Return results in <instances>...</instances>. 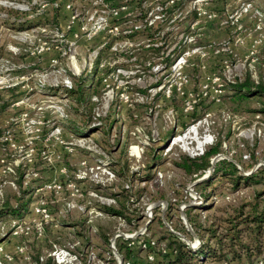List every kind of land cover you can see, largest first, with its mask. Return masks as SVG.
I'll use <instances>...</instances> for the list:
<instances>
[{"label": "rangeland", "instance_id": "1", "mask_svg": "<svg viewBox=\"0 0 264 264\" xmlns=\"http://www.w3.org/2000/svg\"><path fill=\"white\" fill-rule=\"evenodd\" d=\"M53 1L58 4L56 8L51 5ZM160 1L145 0L141 9L160 20L154 16ZM167 1L181 4L173 8L168 22H162L159 33L165 42L159 57L149 64L132 56L146 42L139 36L132 41L116 38L110 48L101 49L111 32L106 26L93 33L99 17L96 12L101 8L98 0H0V18L11 15L10 20L15 22L12 28L0 26V80L4 84L17 83L0 90V137L8 134L15 146L30 140V145L51 157L47 161L36 156L24 177L21 186L27 187L29 202L22 215L0 217L3 250L12 251L16 242L24 243L30 256L37 252L45 255L52 244L71 243L82 261L87 252L91 253L88 264H116L109 247L114 234L134 233L144 226L143 238L164 244L162 238L167 237L169 227L173 232L180 230L183 208L179 204L195 200L187 194L193 180L172 162L178 153L200 154L219 137L220 157L234 160L241 173L264 165V114L253 111L258 107L254 99L234 107L228 87L247 73L253 80L264 82V0ZM66 2L71 5L70 11L62 7ZM8 9L17 13H9ZM130 10L135 11L128 5L118 11L126 14ZM192 10L197 14L194 20L188 18ZM128 16L132 21L139 11ZM131 21L121 23L120 28H129ZM186 24L187 32L183 28ZM184 45V52L166 68L163 58L171 59ZM97 52L100 58L95 68ZM192 64L196 71H191ZM73 75L91 82L98 95L81 104L67 96L64 88L73 86ZM97 76L100 81L96 82ZM193 110L201 112V117L192 120ZM50 132L57 137L45 141ZM131 145L137 146L132 149H139V157L129 152ZM12 148L5 149L9 160L16 157ZM68 148L71 150L65 151ZM3 152L0 150V155ZM152 154L156 156L154 161ZM82 159L88 165L107 163L114 177L102 184L84 178L78 202L86 205L88 201L89 206L102 210L106 205L87 193L113 197L114 203L109 206L125 204L124 217L103 213L88 220L84 212L64 209L63 192L44 186L63 181L61 166H65L66 176L73 178L76 169H82L78 166ZM11 179V173H0V183ZM212 182L218 194L207 214L218 217L231 214L261 188L260 184L239 183L235 190L227 179L212 178ZM15 192L16 181L14 185L1 183L0 200ZM36 203H42L51 214V221L41 220V234L10 235L12 221L33 225L40 220L32 212ZM150 204L151 215L147 218L143 215ZM101 234L108 236L106 243ZM192 238L189 242L194 243L197 237ZM136 240L137 236L134 244ZM131 247L135 250L133 264H146V251ZM242 263L250 264L245 260ZM1 264L24 262L14 257Z\"/></svg>", "mask_w": 264, "mask_h": 264}, {"label": "trees", "instance_id": "2", "mask_svg": "<svg viewBox=\"0 0 264 264\" xmlns=\"http://www.w3.org/2000/svg\"><path fill=\"white\" fill-rule=\"evenodd\" d=\"M110 3L111 6L121 5V1H125L130 8L135 7L139 11V16L135 21H142V26L139 28H131L127 34L122 36H112L106 40L101 49L109 48L112 40L123 37L127 40H133L134 37H142L144 41L138 47L136 53L132 56L147 61L149 64L154 63L153 59L159 57L160 50L163 48L164 40L160 35L159 29L162 22H168L173 16V8L179 7L180 1L173 5H165L167 0H162L158 3L160 20H153L149 24L147 9H141V3L145 0H101ZM56 8V7H54ZM2 9V7H0ZM9 13H17V10L8 9ZM197 14L192 10L188 15L190 20L196 19ZM8 15L5 19L0 18V26L14 27L15 22ZM55 16H53V20ZM127 18L116 19V23H120ZM185 31H189L188 24L183 27ZM161 39L163 42L157 44ZM181 47V46H180ZM186 45L181 48L178 53L168 60L165 56L164 66L168 68L175 60L177 55L184 52ZM175 49V48H173ZM95 55L94 67L98 65L100 54ZM162 59V58H161ZM191 71H196V66L191 65ZM73 78V86L64 88L65 94L71 97L75 102L81 104L90 99L91 96L98 95L94 90L93 84L86 82L87 79L81 75L71 76ZM100 81V77H96V82ZM231 91L230 99L234 107H240L242 103L249 102L254 99L258 107L253 110L264 114V82L262 80H253L249 74H245L241 80L235 79L228 84ZM221 89V88H219ZM196 105V104H195ZM196 109V108H195ZM236 109V108H235ZM204 110H202L203 112ZM204 113V112H203ZM192 120L201 117L202 113L196 114V110L192 111ZM264 122V119H263ZM222 140L217 137L216 140L207 145L200 154L189 156L184 153H178L177 157L172 161L174 166L180 169L184 175L195 180L210 169V173L206 178L192 185V189L199 196L201 202L199 204L186 205L183 208V214L191 228L193 234L197 237V246L192 248L185 243V240L173 232H168L167 237H163L164 252H159L160 264H207L212 263H229L237 261L238 264H243L245 260L250 264H264V165L256 167L249 173H241L236 165V162L230 158L222 156L217 158L213 164H210V159L222 153ZM156 156L152 154L151 160L154 161ZM214 179H227L232 184L235 190L239 189V183L242 185L260 184L261 188L256 190L250 201L240 202L231 214L225 217H218L212 214H207V211L213 208L215 197L218 194L212 184ZM17 184V192L11 195H5L0 200V217L3 215H11L13 217L21 216L23 210L26 209L29 198L27 197V187H22L21 173L15 178ZM104 213L124 217L126 205L120 203L118 207L103 206L101 207ZM182 237L191 241L192 234L188 232L185 226L180 222V230L175 229ZM183 231V232H180ZM101 239L106 243L108 236L101 234ZM156 243H159L156 241ZM114 247L117 253L123 260L131 259L133 263L132 251L126 241L117 236L114 239ZM40 253L32 254V259L37 260ZM43 261L40 264H53L48 255H43Z\"/></svg>", "mask_w": 264, "mask_h": 264}, {"label": "built area", "instance_id": "3", "mask_svg": "<svg viewBox=\"0 0 264 264\" xmlns=\"http://www.w3.org/2000/svg\"><path fill=\"white\" fill-rule=\"evenodd\" d=\"M98 1H99L98 7L99 8L101 7V8L96 12V13H99V17H98L97 25L93 28V33L101 32L105 29L106 26H108L107 31L111 32L108 34L106 38L108 40V38L112 36H116L117 34H122V35L127 34L131 28H139L142 26V21H139V24H135L137 20L131 21L130 19H126L120 23H116L115 21L116 19H119V18L125 19L128 17V15H131L136 11L135 7H133L135 10L133 13H131L132 10H130V12H126V14H120L118 10L124 9V7L128 6V4L125 1H124L125 2L124 4H121L116 7L111 6L110 3L103 2L101 0H98ZM51 5L53 7L58 6L56 1L51 2ZM165 5H170V2L165 3ZM62 7L69 11L72 9L69 2L64 3ZM158 7L160 9V6ZM155 15H157L158 18L160 17V14L158 13L154 14V16ZM73 17L74 16L71 15V18ZM157 17L155 18L158 19ZM153 20H154L153 17H150L147 23L149 24ZM128 21H131L130 22L131 25L129 28H120L121 23H124V22L128 23ZM81 29H84V27L81 26ZM104 42H102L101 45H103ZM15 85H17V83L4 84V82L0 80V90L3 87L7 89L13 88L15 87ZM70 86L71 85H68L66 87L68 88ZM54 135L56 136H53V132H50L46 134V136L44 137V140L48 141L51 139V137L56 138L57 134L55 133ZM29 143H30V140L27 141L26 145L15 146L13 143L10 142V137L8 134L2 135L0 137V150L4 151L3 155H0V173L4 175L5 173L12 174L11 180H8V181L2 180L1 183L7 182L11 185H14L15 181L13 179L17 177L18 173H21L22 183H24L25 181L23 179L26 175H28L30 167H32V165L35 163L36 156L39 158L44 157V159L46 158L47 161H50L51 159L50 155H48L47 153L44 154L45 151H41L40 149H37L34 145H30ZM133 146L135 145H131L129 147V152L133 156L139 157L140 156L139 149L137 148L136 153H135V151L132 149ZM10 147H13L12 148L13 153H16V157L13 158L12 160L8 159L7 153L5 152V149H10ZM68 150H71V148H68L65 151H68ZM189 156H194V155L191 154ZM78 166H80L82 169L77 168L76 172L74 173L73 178H68L66 176L67 170L65 166H61L60 171L64 174L63 181L59 183L56 181H51L45 184L44 186L47 189H52L54 191H60L64 193L63 204H64L65 210H72V209L79 210L82 213L83 212L86 213L87 216L89 217L88 220H90L91 217L101 216L103 215L104 212L102 210L95 209L93 206H89L90 203L88 201L86 204L87 206L78 202V200L83 195L82 188H81V182L83 181L84 178H88L94 183L102 184L104 183V181H110L112 177H114V173L108 167L107 163H104V162H100L95 165H88L86 160L82 159L78 162ZM160 177L161 175L159 174V178ZM124 188H128V186L125 185ZM187 194L189 198L194 199L195 202L194 201L181 202L179 204V208H184L186 205H188V203L194 204L196 203V201L197 202L201 201L199 196L195 194V192L192 190L191 184L187 187ZM87 195L89 197H95L97 201H99L100 203L106 206H109L114 203L113 197L99 196L93 193L92 191H89ZM159 204L163 208L162 202H160ZM151 208H152L151 204L146 206L145 213L143 216H146L147 218H149L151 215ZM32 212H34L40 218V220L37 222H34L33 225H30L28 223H19L17 221H12L10 225V235L17 237L19 235L27 236L33 233H36L37 235L41 234L42 232L41 220L44 222L51 221V214L49 213L48 209L44 205H42V203L34 204L32 207ZM167 226L169 227V225ZM169 230L172 231L170 227H169ZM3 231H4V226L2 223H0V233H2ZM144 232H145V227L143 226L141 229H139L138 231H135L134 233H130V234L116 233L113 235L112 239L109 240V247L112 249V254L116 259V264H117V258L115 254L113 253V251L115 250L114 238L117 236L122 237L130 248H132L131 245H135V247L138 248L139 250L146 251V254L144 257V261L146 262V264H160L159 252H164V245L156 243V241H154L151 238H143L142 235L144 234ZM174 233L180 236L181 239H183V237L180 234L176 232ZM135 236L138 237V240H136L134 244L133 240ZM73 246L74 245L71 243L69 244L66 243L63 245L52 244L51 249L47 252L46 255L50 257L53 264H85V263L88 264L90 261H92L91 259L92 256H91V253L89 252L85 254L86 258L84 261H82L83 259L81 257V254L78 251H76ZM134 251L135 250L132 251V255H134L133 254ZM14 257L20 258L24 262V264H40L44 258L43 255H40L38 256L37 260L32 259L29 253L27 252V247L24 243L15 242L12 247V251H5L0 247V264L2 262H11L13 261ZM121 264H133V263L131 259H126V260L122 259Z\"/></svg>", "mask_w": 264, "mask_h": 264}, {"label": "water", "instance_id": "4", "mask_svg": "<svg viewBox=\"0 0 264 264\" xmlns=\"http://www.w3.org/2000/svg\"><path fill=\"white\" fill-rule=\"evenodd\" d=\"M220 156H221V155L218 154V155L212 157V158L210 159V164L212 165L213 162L217 159V157H220ZM220 158H221V157H220ZM209 172H210V169L207 170L203 176H201V177H199V178L193 180V181L191 182V185H193L194 183L199 182V181H201L202 179H204V178L207 176V174H208ZM191 204H192V203H188V205H191ZM180 218L182 219V222L184 223V226L186 227V229L189 230V232L193 235V237H195V235L193 234L191 228L189 227L188 223L186 222L183 213H181V217H180ZM169 231H171V230H169ZM171 232H173V231H171ZM173 233H174V232H173ZM183 239H184V238H183ZM184 240H185V243L188 244V245H189L190 247H192V248H194V247L197 246L198 241H197L196 238H195L194 243H191V242H189V241L186 240V239H184ZM113 253L115 254V256H116V258H117V264H121V262H122L121 257L116 253L115 250L113 251Z\"/></svg>", "mask_w": 264, "mask_h": 264}, {"label": "bare ground", "instance_id": "5", "mask_svg": "<svg viewBox=\"0 0 264 264\" xmlns=\"http://www.w3.org/2000/svg\"><path fill=\"white\" fill-rule=\"evenodd\" d=\"M136 153V152H135Z\"/></svg>", "mask_w": 264, "mask_h": 264}]
</instances>
